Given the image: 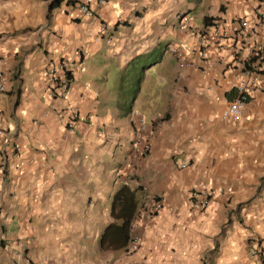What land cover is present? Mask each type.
<instances>
[{
	"label": "crops",
	"instance_id": "crops-1",
	"mask_svg": "<svg viewBox=\"0 0 264 264\" xmlns=\"http://www.w3.org/2000/svg\"><path fill=\"white\" fill-rule=\"evenodd\" d=\"M50 1L0 0V264H264V87L240 117H221L244 61L264 52V0H106L90 16L78 0ZM145 57L156 61L120 114L124 76ZM62 58L83 62L67 96L43 76ZM139 115L159 126L134 157ZM122 185L135 210L143 191L162 208L140 220L134 249L101 250ZM201 189L212 198L196 210L189 195Z\"/></svg>",
	"mask_w": 264,
	"mask_h": 264
},
{
	"label": "built area",
	"instance_id": "built-area-1",
	"mask_svg": "<svg viewBox=\"0 0 264 264\" xmlns=\"http://www.w3.org/2000/svg\"><path fill=\"white\" fill-rule=\"evenodd\" d=\"M105 2L106 0H78L76 5L81 14L90 16L92 15L91 4L101 6ZM256 18L258 23H264V12L260 11ZM239 23L243 26L245 21L239 19ZM106 33L107 27L105 24L101 23L98 27V34ZM211 38L214 39L216 44H220L223 39L222 29H219V26L215 23L212 24ZM176 49L177 48H172L171 51L175 52ZM82 63L81 59L74 63L62 58L58 62L46 67L43 76L47 81L48 93H54L55 90L58 89L57 93L62 96H67L70 92L71 72L73 69L82 70ZM230 85L233 95L227 100L221 112V117L234 119L241 116L243 106L249 98L251 91L257 87H264V52L261 49L253 51L251 55L246 58L236 80L231 82ZM3 89L4 78L0 73V93L3 92ZM68 123L71 128L74 127L73 121H69ZM158 126V121L146 123L141 115L138 116L135 123V132L130 142L131 156L141 157L147 153L149 150V141L146 133L151 134ZM12 153L16 159H19L21 154L20 148L15 144H13ZM6 165V155L5 152L1 150L0 173L4 171ZM141 196V203L134 211L128 223L127 241L125 245L127 250H132L138 245L139 237L136 233V228L140 225V220L142 218H151L162 208L163 198L160 195L143 191ZM211 198L212 194L209 189L192 191L189 195L190 207L196 210H202L209 205Z\"/></svg>",
	"mask_w": 264,
	"mask_h": 264
},
{
	"label": "trees",
	"instance_id": "trees-1",
	"mask_svg": "<svg viewBox=\"0 0 264 264\" xmlns=\"http://www.w3.org/2000/svg\"><path fill=\"white\" fill-rule=\"evenodd\" d=\"M60 1L61 0H51L48 4V8L59 5ZM203 23L204 25L210 24V18L205 17ZM147 59L148 58L145 57L142 61L138 62V65H140L138 69H131L128 72V85L124 91H121L122 94L119 95V99L116 103L120 114H126L131 108L132 99L138 90L139 81L142 77L141 67H144L154 60V58H150V62L146 63ZM134 210L135 200L133 191L126 185L120 186L114 192L110 203L109 214L111 221L103 227L97 239L98 247L101 250L123 249L125 247L127 241V227Z\"/></svg>",
	"mask_w": 264,
	"mask_h": 264
},
{
	"label": "rangeland",
	"instance_id": "rangeland-1",
	"mask_svg": "<svg viewBox=\"0 0 264 264\" xmlns=\"http://www.w3.org/2000/svg\"><path fill=\"white\" fill-rule=\"evenodd\" d=\"M147 61H149V60H147ZM127 75H128V73L126 72V74H125V78L126 79L122 83L123 91L125 90L126 86L128 85V79L127 78H129V77H127ZM83 263L84 262L82 260H78V258H76L75 255H74L73 258H71V257L68 258L66 264H83Z\"/></svg>",
	"mask_w": 264,
	"mask_h": 264
}]
</instances>
